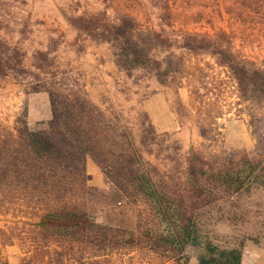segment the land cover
Returning a JSON list of instances; mask_svg holds the SVG:
<instances>
[{
	"label": "trees",
	"instance_id": "1",
	"mask_svg": "<svg viewBox=\"0 0 264 264\" xmlns=\"http://www.w3.org/2000/svg\"><path fill=\"white\" fill-rule=\"evenodd\" d=\"M71 22L81 34L108 42L128 76L141 71L170 85L183 77L188 55L209 54L244 101L264 103V64L240 55L226 31L175 34L169 11L158 25L107 11ZM23 60L0 36V80L26 73ZM63 77L28 83L32 92L50 93V119L32 124L25 110L13 127L0 128V264H10L8 245L22 247V264H192L191 249L197 264H242L244 238L225 241L213 228L224 219L245 221L243 200L264 188V134L253 151L192 145L182 153L177 142L168 147V134L157 131L147 111L131 119L105 109L75 78ZM89 157L110 190L91 183ZM118 204L145 206L135 228L100 220L103 207Z\"/></svg>",
	"mask_w": 264,
	"mask_h": 264
},
{
	"label": "rangeland",
	"instance_id": "2",
	"mask_svg": "<svg viewBox=\"0 0 264 264\" xmlns=\"http://www.w3.org/2000/svg\"><path fill=\"white\" fill-rule=\"evenodd\" d=\"M155 1L131 0L126 4L132 7L134 14L129 15L137 17L144 26L158 25L160 13L169 11L171 25H168V29L175 34L196 31L214 35L226 31L240 55L257 61L259 65L264 64V0H167L169 8L163 11L155 5ZM13 2L15 3L14 0ZM13 2L8 0L6 8L0 7V36L24 53L23 65L28 71L13 72L7 79L0 80V128L13 127L16 117L25 110L28 111L29 119L31 116L48 120L52 116V107L51 103L45 106L44 97L47 95L50 99V93L47 90L32 92L28 83L59 82L64 79V75L72 78L74 75L86 77V45L89 44L88 40H92L81 34L78 28L79 32L74 37L68 36L74 34L73 31L65 30L55 32L49 38L11 33V29L17 31L11 23L13 10L28 17L32 21V27L41 17L36 12L29 13L27 6L14 5ZM113 3L114 0L107 2L108 5ZM162 3L166 4V0H162ZM108 14L115 15L111 8ZM47 15L53 17L52 13ZM75 17L77 16H70V22ZM23 20L22 18L20 21ZM23 24L26 26L24 22ZM71 24L75 27L72 22ZM187 60L183 77L179 78L181 82H173L164 89L159 81L144 76L141 71H136L133 76L124 73L122 94L119 95L121 100L116 105L117 109L132 119L140 110L145 109L144 100L163 89L168 94L177 121L188 131L185 136H181L173 129H157L159 133L168 134L166 144L171 145H167L168 147L177 142L182 153H186L192 145L207 152L234 149L253 151L258 142V134H264V103L244 101L227 69L216 63L211 55H188ZM31 104L42 113H30ZM252 113H256L255 116ZM204 128L207 136L204 135ZM256 129L258 132L254 131ZM148 155L155 162L163 163L156 155ZM90 159L93 162L90 163ZM87 168L91 183L110 190L101 167L92 157L87 161ZM242 203L247 211L245 221L249 219V223L224 219L215 224L213 231L225 241L244 238L242 264H264V188L255 189ZM144 210L145 206L131 204L107 205L100 210L99 218L135 228L140 213L144 214ZM4 221L5 217L1 216L0 223L3 224ZM246 233L248 237L245 238ZM4 251L7 256L12 251H19L22 257L24 250L19 245H8ZM194 253L191 249L192 264H197Z\"/></svg>",
	"mask_w": 264,
	"mask_h": 264
},
{
	"label": "crops",
	"instance_id": "3",
	"mask_svg": "<svg viewBox=\"0 0 264 264\" xmlns=\"http://www.w3.org/2000/svg\"><path fill=\"white\" fill-rule=\"evenodd\" d=\"M14 5L21 7L27 6L28 12H36L41 15L40 19L35 21L32 27V21L24 14H18L14 10L11 18V23L15 25L17 31L9 29L11 33L17 35L27 34L36 37H52L55 32L73 31L74 34L68 36H75L78 29L75 28L70 22V16L92 15L101 11H107L111 8L115 15L134 14L132 7L126 3L131 0H122L125 4H121L120 0H114L113 4H107L109 0H14ZM8 2V0H7ZM6 0H0V7L9 5ZM11 5V4H10ZM155 5L160 7L163 11L162 0H156ZM47 13H52L53 17H48ZM46 14V16H45ZM136 14V13H135ZM161 15V13H160ZM23 21H20L21 19ZM138 20V18L136 17ZM31 23H30V21ZM23 22L26 24L24 26ZM64 25V26H62ZM157 25V24H155ZM79 32V31H78ZM67 36V34L65 35ZM31 37V36H30ZM89 44L86 45V64L87 76L75 77V80L87 91L88 95L103 108L109 109L111 107L117 108L119 103V95L122 94V83L124 71H120L115 64L113 53L108 42H96L95 40H88ZM91 50L94 51L91 53ZM88 58V59H87ZM88 60V61H87ZM95 70V71H94ZM73 77V78H74ZM154 79V78H153ZM162 84V83H160ZM169 87V85L162 84V88ZM161 89L153 93L148 99L144 100L143 110L147 111L155 124L157 129L162 131L174 130L181 136H185L188 132L181 123L177 121L176 114L168 94L165 90ZM43 93V92H42ZM45 94V92H44ZM44 104L51 103L49 97H44ZM121 100V99H120ZM117 105V106H116ZM30 113H42L41 110L36 109L34 104L30 105ZM52 113V109H51ZM48 117V119H50ZM35 119V120H34ZM34 120V121H33ZM43 119L33 118L30 116V121H42ZM93 162L92 159L89 160ZM14 247V245H12ZM10 264H22L21 254L19 251H12L9 255Z\"/></svg>",
	"mask_w": 264,
	"mask_h": 264
}]
</instances>
